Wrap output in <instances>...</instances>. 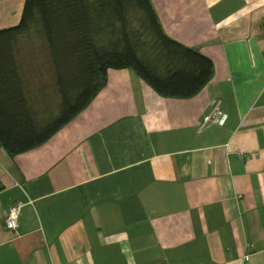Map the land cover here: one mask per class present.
<instances>
[{
  "label": "crops",
  "instance_id": "0c3cea01",
  "mask_svg": "<svg viewBox=\"0 0 264 264\" xmlns=\"http://www.w3.org/2000/svg\"><path fill=\"white\" fill-rule=\"evenodd\" d=\"M25 1L0 0V29ZM151 2L169 38L211 59V80L165 97L110 69L44 144L0 146V264H264V0ZM216 104L225 122L205 124Z\"/></svg>",
  "mask_w": 264,
  "mask_h": 264
},
{
  "label": "trees",
  "instance_id": "16d2710c",
  "mask_svg": "<svg viewBox=\"0 0 264 264\" xmlns=\"http://www.w3.org/2000/svg\"><path fill=\"white\" fill-rule=\"evenodd\" d=\"M36 39L53 67L56 104L25 55ZM110 69H132L159 95L181 98L214 72L210 58L165 34L151 0H26L20 23L0 29V146L14 156L44 144L91 104Z\"/></svg>",
  "mask_w": 264,
  "mask_h": 264
},
{
  "label": "rangeland",
  "instance_id": "374dc122",
  "mask_svg": "<svg viewBox=\"0 0 264 264\" xmlns=\"http://www.w3.org/2000/svg\"><path fill=\"white\" fill-rule=\"evenodd\" d=\"M31 48V52L28 49L25 50V55L31 59V72L34 76H36V72H42L40 83H45V91L48 97L52 103L56 104L59 95L55 86V76L46 45L42 39H36L33 41ZM37 84H39V81H37ZM36 88L34 87L33 89L36 90Z\"/></svg>",
  "mask_w": 264,
  "mask_h": 264
},
{
  "label": "built area",
  "instance_id": "2783aa9c",
  "mask_svg": "<svg viewBox=\"0 0 264 264\" xmlns=\"http://www.w3.org/2000/svg\"><path fill=\"white\" fill-rule=\"evenodd\" d=\"M226 115L220 110L219 104H216L210 115L205 120L206 123L223 124L225 122ZM23 204L17 202L10 206L5 215V226L12 232H16L19 227V218Z\"/></svg>",
  "mask_w": 264,
  "mask_h": 264
}]
</instances>
